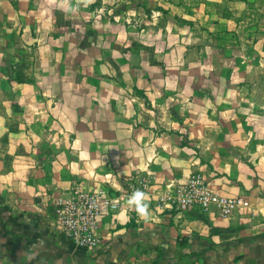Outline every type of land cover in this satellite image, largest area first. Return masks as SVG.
I'll use <instances>...</instances> for the list:
<instances>
[{
  "label": "crops",
  "instance_id": "1",
  "mask_svg": "<svg viewBox=\"0 0 264 264\" xmlns=\"http://www.w3.org/2000/svg\"><path fill=\"white\" fill-rule=\"evenodd\" d=\"M86 3L0 0V264H264V66L196 48L194 77L170 74L185 48L134 49ZM194 172L249 205L158 206ZM140 178L147 217L124 196L88 251L57 229L75 185L119 197Z\"/></svg>",
  "mask_w": 264,
  "mask_h": 264
},
{
  "label": "rangeland",
  "instance_id": "2",
  "mask_svg": "<svg viewBox=\"0 0 264 264\" xmlns=\"http://www.w3.org/2000/svg\"><path fill=\"white\" fill-rule=\"evenodd\" d=\"M84 1L89 2L85 11L90 22L99 19L109 29L114 25L122 40L136 35L138 43L131 44L134 49H144V43L154 51L185 48L182 56L162 59L161 66H171L170 74L183 72L186 79L193 78L196 48L224 51L214 55L217 67L228 61L239 65L236 61L241 60L242 51L248 52L242 57L246 63L254 59L251 63L264 66V0ZM254 52L260 55L258 59ZM142 56L131 57L137 61ZM159 58L154 53L151 59Z\"/></svg>",
  "mask_w": 264,
  "mask_h": 264
},
{
  "label": "built area",
  "instance_id": "3",
  "mask_svg": "<svg viewBox=\"0 0 264 264\" xmlns=\"http://www.w3.org/2000/svg\"><path fill=\"white\" fill-rule=\"evenodd\" d=\"M145 178L131 180L124 194L110 196L103 189L88 191L79 185L53 202L57 229L72 243L83 250L96 248L101 239L98 235L100 216L114 210L124 196L131 197L137 190L145 194L148 188ZM248 201L242 196H224L216 193L200 172L192 173L184 182L170 185L159 198L158 206L168 207L178 212L197 209L200 212L216 210L222 217L231 215L235 210L247 207Z\"/></svg>",
  "mask_w": 264,
  "mask_h": 264
},
{
  "label": "clouds",
  "instance_id": "4",
  "mask_svg": "<svg viewBox=\"0 0 264 264\" xmlns=\"http://www.w3.org/2000/svg\"><path fill=\"white\" fill-rule=\"evenodd\" d=\"M145 193L142 190L137 189L131 196L129 200L130 204L135 205L136 210L141 214L147 217V203L145 202Z\"/></svg>",
  "mask_w": 264,
  "mask_h": 264
}]
</instances>
